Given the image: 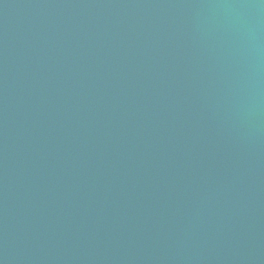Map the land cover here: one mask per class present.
I'll return each mask as SVG.
<instances>
[{
    "label": "water",
    "instance_id": "water-1",
    "mask_svg": "<svg viewBox=\"0 0 264 264\" xmlns=\"http://www.w3.org/2000/svg\"><path fill=\"white\" fill-rule=\"evenodd\" d=\"M0 264H264V0H0Z\"/></svg>",
    "mask_w": 264,
    "mask_h": 264
}]
</instances>
